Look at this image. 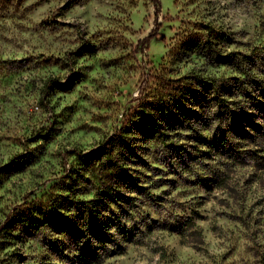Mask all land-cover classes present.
Instances as JSON below:
<instances>
[{"label":"clouds","instance_id":"clouds-1","mask_svg":"<svg viewBox=\"0 0 264 264\" xmlns=\"http://www.w3.org/2000/svg\"><path fill=\"white\" fill-rule=\"evenodd\" d=\"M0 264H264V0H0Z\"/></svg>","mask_w":264,"mask_h":264}]
</instances>
